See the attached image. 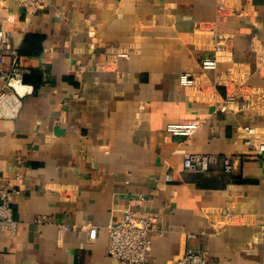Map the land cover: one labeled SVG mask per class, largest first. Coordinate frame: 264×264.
<instances>
[{
  "label": "crops",
  "instance_id": "crops-1",
  "mask_svg": "<svg viewBox=\"0 0 264 264\" xmlns=\"http://www.w3.org/2000/svg\"><path fill=\"white\" fill-rule=\"evenodd\" d=\"M0 25L21 68L43 77L0 116V186L18 220L0 227V264H122L108 227L128 207L163 229L148 264L189 248L208 264H264V152L242 131L264 140V0H48L35 12L0 0ZM37 35L41 52L21 54ZM209 56L216 67L202 66ZM244 86L251 101L219 109ZM188 118L202 120L194 133L166 129ZM190 152L217 160L186 170Z\"/></svg>",
  "mask_w": 264,
  "mask_h": 264
},
{
  "label": "built area",
  "instance_id": "built-area-1",
  "mask_svg": "<svg viewBox=\"0 0 264 264\" xmlns=\"http://www.w3.org/2000/svg\"><path fill=\"white\" fill-rule=\"evenodd\" d=\"M22 6L31 12L44 8L48 0H17ZM219 9H224L223 4H219ZM125 55L126 53H121ZM217 65L216 56H209L203 59L204 68H213ZM23 70L18 62V53L7 30L0 25V116H16L22 106V97L33 91V85L23 80ZM179 81L183 85H193L196 77L190 72H181ZM18 85L20 87H18ZM255 97L249 86L236 87L229 92L219 103L220 110H227L237 101L248 103ZM200 118H188L171 121L166 129L175 135H190L200 126ZM242 131L246 133L245 142L253 145L258 154L264 152V140L257 139V126L245 125ZM217 160V155L213 153L190 152L186 154L184 168L186 170H208L212 162ZM224 168L231 171L233 164L229 157L224 158ZM168 179L172 178V173H166ZM13 193L14 191L0 186V227L15 232L18 220L13 213ZM233 221L240 220V216L230 214ZM43 220V217L39 218ZM157 216L152 212H139L135 208L128 207L123 215L109 224V244L110 255L119 259L122 264H148L149 255L152 249V233L163 229L159 228ZM65 225V229H69ZM189 236H195L190 233ZM178 264H208L207 251L203 249H187L179 258Z\"/></svg>",
  "mask_w": 264,
  "mask_h": 264
},
{
  "label": "trees",
  "instance_id": "trees-1",
  "mask_svg": "<svg viewBox=\"0 0 264 264\" xmlns=\"http://www.w3.org/2000/svg\"><path fill=\"white\" fill-rule=\"evenodd\" d=\"M39 39H42V38L39 37V38H36L35 40H31L29 42H28V40L26 41V39H25L24 43L22 44V46L19 49V52L21 54H39L43 48L42 44H39V45L37 44L38 43L37 41ZM23 80L27 83L28 82L32 83L34 88H36L42 83V80H43L42 73L40 70H36V69L32 70L31 72H29V71L25 72L23 75Z\"/></svg>",
  "mask_w": 264,
  "mask_h": 264
},
{
  "label": "bare ground",
  "instance_id": "bare-ground-1",
  "mask_svg": "<svg viewBox=\"0 0 264 264\" xmlns=\"http://www.w3.org/2000/svg\"><path fill=\"white\" fill-rule=\"evenodd\" d=\"M18 87H20V86L18 85Z\"/></svg>",
  "mask_w": 264,
  "mask_h": 264
}]
</instances>
